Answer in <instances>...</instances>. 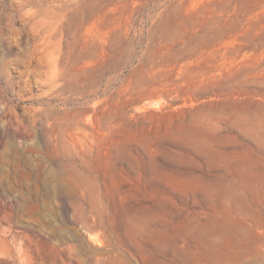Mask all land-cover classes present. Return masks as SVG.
Returning a JSON list of instances; mask_svg holds the SVG:
<instances>
[{"label": "rangeland", "instance_id": "374dc122", "mask_svg": "<svg viewBox=\"0 0 264 264\" xmlns=\"http://www.w3.org/2000/svg\"><path fill=\"white\" fill-rule=\"evenodd\" d=\"M0 264H264V0H0Z\"/></svg>", "mask_w": 264, "mask_h": 264}]
</instances>
